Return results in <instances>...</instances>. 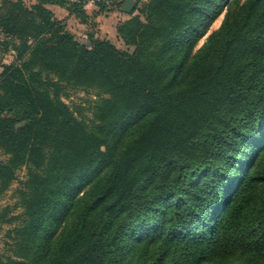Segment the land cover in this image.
Listing matches in <instances>:
<instances>
[{
  "label": "trees",
  "instance_id": "trees-1",
  "mask_svg": "<svg viewBox=\"0 0 264 264\" xmlns=\"http://www.w3.org/2000/svg\"><path fill=\"white\" fill-rule=\"evenodd\" d=\"M86 4L0 0V196L27 169L0 264H264V0H147L124 50L49 8ZM67 89L104 96L89 124Z\"/></svg>",
  "mask_w": 264,
  "mask_h": 264
},
{
  "label": "rangeland",
  "instance_id": "rangeland-1",
  "mask_svg": "<svg viewBox=\"0 0 264 264\" xmlns=\"http://www.w3.org/2000/svg\"><path fill=\"white\" fill-rule=\"evenodd\" d=\"M26 5L33 4L34 0H23ZM91 4V1L88 0ZM126 0H116V7H110L109 11H114L116 17L110 18L109 16H105L103 23H110L111 20L117 19V24L125 19L128 18L130 14H136V9L147 0H132L135 2L134 8L130 13H124L120 10V5L123 4ZM226 10H224L221 15L211 24L209 29L207 30L206 34L199 40L196 44L194 51L198 50L208 36L216 31L225 16ZM115 17V18H114ZM97 24V23H96ZM95 22L92 24L82 25L79 24L77 21L73 22V24H69L68 30L73 33L76 39L81 43L88 44V34L94 33L97 29L100 30V25H96ZM96 25V27H95ZM108 25V24H106ZM105 25V32L104 37L105 39H109L116 47L120 49H125L126 47L122 44L120 40L116 37V35H112L109 28ZM97 32V31H95ZM100 36V35H99ZM5 37L3 34L0 33V41L1 43L4 41ZM15 51L11 49L9 46L7 51H3V48L0 45V72L2 71L3 65L12 64L15 60ZM104 96L100 95L95 90H83V89H67L63 96L61 97L62 101L74 112V115L79 119L84 121L86 124H89L90 119L92 120V109L94 105L102 99ZM7 157L0 152V162L6 160ZM27 169L25 167L20 168L16 172V180L9 186L8 190L0 196V212L4 209H8L7 217H17L18 219L10 224H0V258H5L11 256V246L12 241L9 238V232L19 226L22 222V213L23 210L20 206H18L19 196H18V189L20 188L19 183L26 179Z\"/></svg>",
  "mask_w": 264,
  "mask_h": 264
},
{
  "label": "crops",
  "instance_id": "crops-1",
  "mask_svg": "<svg viewBox=\"0 0 264 264\" xmlns=\"http://www.w3.org/2000/svg\"><path fill=\"white\" fill-rule=\"evenodd\" d=\"M86 1H87V4L85 6V10H86L87 15L89 16V24H92L95 22V24L97 23L100 25L101 32L96 29L95 31H97V32L94 31V34L96 36L100 35L99 37L103 38L104 34H105V32L103 30L105 29V25L108 24L106 26L109 28L112 35H116L115 34V27L117 25L116 21H118V20L115 18L116 14H114V11H108V12H104L101 14H97V13H95L97 11V7L95 6V4H93V3L90 4L88 0H86ZM114 1H116V0H114ZM49 8L53 11V13L56 15L57 18L65 19L68 26L70 23L73 24V22L76 21V20H74L73 17L69 16L68 12L64 9H61L59 7H56V6H50ZM109 15H110L111 19L113 18V16H115L114 17L115 19L111 20L110 23H103L105 16H109ZM96 25H95V27H96Z\"/></svg>",
  "mask_w": 264,
  "mask_h": 264
},
{
  "label": "water",
  "instance_id": "water-1",
  "mask_svg": "<svg viewBox=\"0 0 264 264\" xmlns=\"http://www.w3.org/2000/svg\"><path fill=\"white\" fill-rule=\"evenodd\" d=\"M135 2L132 0H126L120 10L124 13H130L132 11V9L134 8Z\"/></svg>",
  "mask_w": 264,
  "mask_h": 264
},
{
  "label": "built area",
  "instance_id": "built-area-1",
  "mask_svg": "<svg viewBox=\"0 0 264 264\" xmlns=\"http://www.w3.org/2000/svg\"><path fill=\"white\" fill-rule=\"evenodd\" d=\"M90 1H91V3H96V2H99L101 0H90Z\"/></svg>",
  "mask_w": 264,
  "mask_h": 264
}]
</instances>
